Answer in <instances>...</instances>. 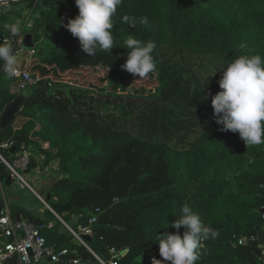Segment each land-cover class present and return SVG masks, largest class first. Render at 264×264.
<instances>
[{"label":"trees","instance_id":"1","mask_svg":"<svg viewBox=\"0 0 264 264\" xmlns=\"http://www.w3.org/2000/svg\"><path fill=\"white\" fill-rule=\"evenodd\" d=\"M34 2L27 3L34 16L24 33L35 53L26 68L50 83L30 88L14 121L0 129V145L21 135L32 153L29 169L56 161L58 177L48 189L51 210L44 208L39 218L9 205L12 219L20 214L44 225L45 244L66 250L55 264H101L94 254L106 263L115 258L116 264H151L146 254L163 259L156 230L182 235L183 227L171 224L187 203L219 230L217 238L203 241L196 264H264L248 244L264 229V144L246 145L238 133L220 131L215 123L185 148L154 138L166 131L176 135L193 112L201 117L220 90L218 82L207 84L187 73L179 51L214 55L225 64L245 53L264 56V0H123L113 18L117 46L95 55L84 53L63 26L78 15L75 0ZM128 35L156 42V71L142 80L144 90L153 86L146 94L133 86L124 93L114 88L139 78L121 67ZM92 57L111 60L102 80L83 63ZM15 85L12 78L0 82V109L16 95ZM92 87L104 104L115 103L119 121L95 112L91 101L97 97L87 93ZM16 119H22L18 125ZM127 119L144 133L126 128ZM92 216L90 251L63 222L78 231ZM238 237L246 241L238 244Z\"/></svg>","mask_w":264,"mask_h":264},{"label":"clouds","instance_id":"2","mask_svg":"<svg viewBox=\"0 0 264 264\" xmlns=\"http://www.w3.org/2000/svg\"><path fill=\"white\" fill-rule=\"evenodd\" d=\"M122 2L75 0L78 15L69 18L63 26L78 39L84 53L95 55L100 50L109 54L117 46L113 34V18ZM143 22L147 23V19ZM4 28L9 33V39L0 42V71L11 79L19 74L14 38L20 35L23 25L20 21H14L6 23ZM121 47L128 50L126 61L121 66L128 73L141 79L148 78L156 71L157 64L153 55L155 41H142L128 35ZM240 47L243 49L247 46L241 44ZM221 69L223 72L218 81L221 91L211 97L215 123L222 125L220 131L238 133L246 145L264 144V56L245 53ZM171 226L177 230L183 227V234L175 232L157 235V229L155 242L158 243L159 256L163 259L153 257L151 264H196L201 256L202 242L219 236V230L206 224L200 213L187 203L181 207L179 218L176 217Z\"/></svg>","mask_w":264,"mask_h":264},{"label":"built area","instance_id":"3","mask_svg":"<svg viewBox=\"0 0 264 264\" xmlns=\"http://www.w3.org/2000/svg\"><path fill=\"white\" fill-rule=\"evenodd\" d=\"M24 0H0V17L2 15L3 7H13L14 4L20 3ZM36 2V0H35ZM34 2V3H35ZM29 18L26 19V24H31ZM25 33L23 30L20 35L14 38V50L19 59L25 57H31L34 55L35 50L33 47L28 46L24 41ZM9 39V34L6 30L0 31V42H6ZM3 72L0 71V75ZM18 75L12 79L15 80V93L25 94V91L32 88L39 83L46 81L50 83V80L46 76H42L38 73L29 71L26 67L18 66ZM2 109H0L1 112ZM13 144V141L4 142L0 145V166H3L6 175L9 176L12 184L18 188L29 191L44 208L49 210L50 207L45 199L44 195H41L37 190L28 182L27 177L23 174L29 171L30 158L32 153L20 142L19 147L14 153L9 152V148ZM1 175V170H0ZM0 194L4 195L1 177H0ZM0 264H5L7 260L15 257L17 264H34V259H39L48 263H55L59 260L60 255L65 254L66 250L62 249L59 252L54 251L51 246L45 244V238L41 234V230L44 225L42 223L31 222L30 220L23 218L18 214L14 220L10 216L8 204L4 201V198L0 200ZM95 222V217L92 216L88 219V224L84 227H79L78 231L73 230L67 224L63 222L68 231L73 235L74 239L82 244L85 248L90 250L86 240L83 236L91 237L93 232L90 225ZM252 240V239H251ZM246 241L244 237H238L237 243L242 244ZM203 245V242H202ZM91 251V250H90ZM111 253H116L114 249H110ZM93 253V252H92ZM260 253L264 255V248L260 249ZM94 254V253H93ZM94 256L101 264H116L115 258L106 263L99 259L95 254ZM151 262V259L157 256L154 254L145 255ZM262 259L261 257H259ZM77 262V261H74Z\"/></svg>","mask_w":264,"mask_h":264},{"label":"rangeland","instance_id":"4","mask_svg":"<svg viewBox=\"0 0 264 264\" xmlns=\"http://www.w3.org/2000/svg\"><path fill=\"white\" fill-rule=\"evenodd\" d=\"M27 3H28V0H24L20 3L14 4L13 7L15 9L13 10L10 9L11 6L3 7L2 15L0 17V30H2V27L6 23H8V20L10 17H13V18L15 17L16 21H20L22 23L23 25L22 30L24 32V30L28 28L26 24V19L29 18V7ZM177 56L180 57L179 64L188 68L187 73H190L194 75V77H196L197 79L199 78L200 81L206 82L207 84H211V85L216 84L219 81V79L221 78L222 72H223V69L221 70L219 69L226 65L221 58L216 57L214 55H207V56H202L198 54L188 55L187 53L183 51L181 52L179 51ZM31 59L33 58L27 57V56L25 57L26 66L30 64L29 60ZM97 62H100V64H98ZM110 62L111 60L109 59H97V58L92 57L90 58V60L85 61L83 63L90 65V67L92 66L95 69V72L92 71L95 74V77L102 80V78L105 76L106 69L109 68ZM20 64H21V60L18 59V66H20ZM215 71L217 72L214 73ZM148 79L149 77L141 78V79L138 78V79H135L134 82L128 81L127 79H125L123 81L124 88L119 89L117 85H115L114 88L118 92L124 93L127 88L133 86L136 88V90L143 91L144 94H146L148 93V91H153V86H150V87L147 86L146 88L147 90H144L145 86L142 80H148ZM7 80H9V78H7L4 75V73H2L0 75V82L4 83ZM92 88L94 90H88L87 93H91V95H94L95 97H97V99L95 100L92 99L93 101H91L95 108V112L99 116L103 115L102 117L104 119H107L109 117H114L115 122L119 121V110L116 108L115 103L108 102L107 104H104L102 102L104 100V97L99 96L97 93L99 89L96 87H92ZM218 89L220 88L218 87ZM29 90L30 88L25 91V94ZM66 90L67 89H65V91ZM219 91H221V89ZM84 100L85 102H89L87 99H84ZM133 115L136 117L137 113L134 112ZM21 120L22 119H16L14 122L15 125H18ZM212 123H215V118L213 117V109H212L211 101H210L205 107L204 114L201 117H199L198 112H193L185 123H181V128H179L177 133H175L176 135H174L173 133H170L169 131H166L163 137L154 136V138L157 140L163 139V141L167 142L170 146H173L176 148H185L188 146L190 141L201 132L203 128L212 125ZM125 125H126V128L131 129V131L135 134L144 133V130L138 131V127L136 125H134L133 127L130 126V122L128 119ZM215 127H219V125L215 123ZM0 151L3 152L2 149H0ZM23 174L27 177L28 182L37 190V192L41 195H44L43 190L41 191V189L37 185V184H40V181L42 180L41 172H39V169L32 168L29 171L24 172ZM2 186H3V190L4 191L7 190V193L12 197V200L15 201V203L21 204V205L27 204L26 206L38 212H41L42 208L44 209V206H42V204L29 191L17 190V188H14L15 187L14 185L9 186L7 188L4 186L3 181H2ZM15 203L13 202V203H10L9 205L17 206ZM18 207H21V206H18Z\"/></svg>","mask_w":264,"mask_h":264},{"label":"water","instance_id":"5","mask_svg":"<svg viewBox=\"0 0 264 264\" xmlns=\"http://www.w3.org/2000/svg\"><path fill=\"white\" fill-rule=\"evenodd\" d=\"M24 41L25 43L29 46L30 43V35L25 34L24 36ZM26 99V95L24 94H17L14 96L12 100L9 102L5 103L4 106L2 107V110L0 112V129H4L8 125H10L17 114L19 113L20 109L22 108L24 101ZM21 141V135H17L14 138L13 144L9 148L10 153H14L15 150L19 147ZM0 170L5 178V182L7 184L11 183L9 176L6 175V172L3 169V166H0ZM49 198V193L45 196V199L48 200ZM1 204V202H0ZM261 211H264V209H261ZM83 239L86 241L90 240L89 236H83ZM264 243V232L262 229H258L257 231V236L256 238L248 241V244L252 247H254V253L258 256L261 257L263 262H264V255L260 253V249L258 248V245Z\"/></svg>","mask_w":264,"mask_h":264},{"label":"crops","instance_id":"6","mask_svg":"<svg viewBox=\"0 0 264 264\" xmlns=\"http://www.w3.org/2000/svg\"><path fill=\"white\" fill-rule=\"evenodd\" d=\"M29 7V6H28ZM11 10H13V9H15L14 7H12V8H10ZM32 16H34V14L32 13V11H31V7H29V20H31L32 21ZM14 21H16V19H15V17L13 18V17H10L9 18V20H8V23L9 22H14ZM28 26V25H27ZM2 30H6L5 28H4V26L2 27ZM2 30H0V31H2ZM7 31V30H6ZM19 59V58H18ZM21 60V64H23L25 67H26V60H24V59H20ZM46 145H47V143H44L43 144V146L44 147H46ZM36 159H42V155H39V156H36L35 157ZM39 169V172H41V181H40V184H37L38 185V187L41 189V191L43 190V193H44V195L46 196L47 195V193H48V189H49V186H50V184L58 177V168H57V162L56 161H52L47 167H45V168H41L40 166H39V164L35 167V169ZM0 177H1V184H2V181L4 182V186L5 187H9V186H12V185H14V184H12V183H9V184H7L6 182H5V178H4V176H3V174H2V172H1V175H0ZM15 187L14 188H17V190H23V189H20V188H18L16 185H14ZM2 189H3V186H2ZM3 193H4V195L3 196H1V194H0V200L2 199V198H4V201L8 204V206H9V204L10 203H15V201H13L12 200V197L7 193V190L6 191H4L3 190ZM17 206H21V207H23V208H25V209H27V210H31L37 217H39V218H42L43 217V212H44V209L42 208V211L41 212H38V211H35L34 209H31V208H29L28 206H26V205H21V204H17V203H15ZM18 216V215H17ZM17 216H16V218H17ZM263 232H264V229L262 230ZM258 248L259 249H262V248H264V243H261V244H259L258 245ZM34 264H55V263H48V262H44V261H41V260H39V259H34Z\"/></svg>","mask_w":264,"mask_h":264}]
</instances>
